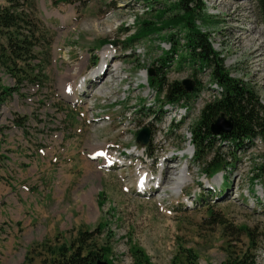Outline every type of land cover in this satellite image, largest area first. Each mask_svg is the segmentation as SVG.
<instances>
[{
  "label": "rangeland",
  "instance_id": "374dc122",
  "mask_svg": "<svg viewBox=\"0 0 264 264\" xmlns=\"http://www.w3.org/2000/svg\"><path fill=\"white\" fill-rule=\"evenodd\" d=\"M31 1L47 52L39 81L15 87L0 69V83L15 88L0 105V264H46L84 232L93 234L87 245L108 264H188L187 251L197 257L195 264H221L228 252L249 247L251 231L264 254V200L248 207L249 198L264 199V144L256 139L244 150L216 135L213 147L195 159L190 133L215 97L211 67L205 75L197 64L180 62L181 30L178 60L162 72L168 82L195 79L197 101L172 106L156 94L146 110V101L132 106L127 94L114 112L90 118L91 105L100 108L106 97L127 88L126 74L165 57L166 37L178 28L129 42L143 20L155 22V9L167 6L165 0ZM203 2L207 18L198 20L199 29L209 34L229 76L249 85L264 106V24L254 1ZM105 50L108 73L90 77ZM76 65L82 67L76 68L73 90L66 88L67 98L58 80L74 76ZM143 128L150 132L147 145L135 140ZM106 151L120 164L104 165L99 156ZM215 157L227 165L210 178L205 162ZM122 163L126 170L119 169ZM138 165L145 166L147 179L158 175L157 183L152 178L140 187ZM171 166L187 167L190 177L177 194L167 190L165 168ZM209 208L240 236L207 224Z\"/></svg>",
  "mask_w": 264,
  "mask_h": 264
},
{
  "label": "trees",
  "instance_id": "16d2710c",
  "mask_svg": "<svg viewBox=\"0 0 264 264\" xmlns=\"http://www.w3.org/2000/svg\"><path fill=\"white\" fill-rule=\"evenodd\" d=\"M142 1L158 2L157 0ZM253 1L264 24V0ZM165 2L167 6L155 9V22L143 20L129 42L158 34L168 28L179 29L178 33L166 37L170 48L165 57L160 59V67L156 69V72H160V76L155 73V77L148 78L149 84L155 86L159 94L164 92L165 103L170 105L183 104L194 99L198 90L194 87L192 93H187L181 81L168 82L165 73L162 72L173 65L172 59L178 51L177 37L181 34L180 30L183 33L180 40L184 42L182 46L185 50L180 62L197 64V72L206 71V68L211 67L210 78L222 91L220 98L203 107L198 122L191 130L190 145L193 147L195 159L199 160L204 150L213 147L212 143L216 135L211 133L210 126L221 114L232 119V128L230 132L222 133L218 138L233 142L236 147L244 150L253 146L256 139L264 144V106L258 95L243 81H237L229 76L223 59L209 41V34L198 27V20L205 21L207 18L203 0H165ZM39 21L34 14L31 0H0V69L7 79L14 82L15 87L36 83L41 76L46 59L44 53L47 52ZM195 84L197 86V81ZM14 91V87L0 83V105L12 98ZM139 132L140 130L135 134V138ZM226 165L227 163H222L217 157L212 162H205V176L213 177ZM207 169L211 172L206 171ZM209 212L208 218H205L207 224L219 226L223 230L229 228V236L233 238L240 236L238 229L227 227V222L221 214L212 212L210 208ZM92 235V233H80L70 248H59L55 256L46 264H95L101 255L87 245ZM258 237L255 231L247 233L249 247L238 253L228 252L227 258L221 264H256ZM186 259L188 264H195L197 257L187 251Z\"/></svg>",
  "mask_w": 264,
  "mask_h": 264
},
{
  "label": "built area",
  "instance_id": "2783aa9c",
  "mask_svg": "<svg viewBox=\"0 0 264 264\" xmlns=\"http://www.w3.org/2000/svg\"><path fill=\"white\" fill-rule=\"evenodd\" d=\"M162 48H164V47H162ZM164 50L168 51L169 48H166V49L164 48ZM176 60H178V55L174 54L172 62H174V61L176 62ZM153 67L157 69L160 67V64L157 62L154 64ZM200 73H204L205 75H207V71H203ZM206 77H208V76H206ZM230 77H232V75H230ZM126 78H129L130 81L128 83L127 88H123L120 94L115 95V96L113 95V97L112 96L106 97L107 99L106 100L104 99L105 101L104 100L101 101V107L100 108H97L94 105H91L89 107L90 118L92 120H94V116H101L102 113L114 112L126 100L127 94H129L131 96V98L133 99L132 103H131L132 106H135L136 102H138V100H141V99L143 100L142 102L146 101L145 103L142 104V107H145L146 109H148L149 106L154 104V101H155L154 98L157 94V90L155 87L150 86L148 83L147 69L141 70L139 72V74H135L134 76H132L130 74H126L125 77H123V79H126ZM209 78H210V75H209ZM210 81H211V84H209V87H212V90H210V92L212 93V97H215L213 99V101H214V100L220 98V94H221L222 89L219 87V85L216 82L212 81L211 78H210ZM198 92L196 93V95L194 97L195 100L193 99L194 102L197 101V98H200L197 96L200 95L201 92L200 93H198ZM138 98H140V99H138ZM160 98H162L164 100V93L163 92L160 94ZM167 117H169V114L164 116V118H167ZM107 121H109V120H107ZM113 158H115V159L112 160V162H115L116 164H120L116 161L115 156H113ZM122 165H124V163H122ZM123 167L126 168L127 166L124 165L120 168L122 169ZM233 196H234V198L237 197V195L235 193L233 194ZM261 199L262 198H259V196L257 197L256 200L249 198L248 199V207L249 208H256L257 204H259L262 201ZM263 259H264V254H261L260 251H258L257 255H256V259H255L256 264H261V261Z\"/></svg>",
  "mask_w": 264,
  "mask_h": 264
},
{
  "label": "bare ground",
  "instance_id": "6f19581e",
  "mask_svg": "<svg viewBox=\"0 0 264 264\" xmlns=\"http://www.w3.org/2000/svg\"><path fill=\"white\" fill-rule=\"evenodd\" d=\"M109 56H110V53L105 50L102 53L101 64H100L99 68L95 72H93L90 77L94 76L95 78H101L104 74L108 73V71L106 69V65H107V62H108L107 60H108ZM77 67H80V69H81L82 65L74 66V68H73L74 76L70 75L68 77L67 76L59 77L57 86H58V90L61 92L62 96H64V97L68 96L67 95L68 92L66 91L67 90L66 88H69L70 92H71V90H73L72 84H73V81L75 78V71H76ZM84 84H85V81H84ZM67 98H69V97H67ZM97 150H99V148ZM132 153H134V152H132ZM182 154L183 155H181V156L183 157L185 154H184V152ZM169 156H171V157H169ZM169 156L168 157L170 160L175 158L172 155H169ZM168 157L165 158L166 161H167ZM114 159L115 158H113L111 156H107L106 154H103L104 163L111 162ZM126 165H130V163H127ZM173 168H175V169H173ZM122 169L126 170L125 167H123ZM135 170H136L135 175L137 176V181L139 182L140 187H142L143 185H148V183L150 182V180L152 178L154 179L158 176L157 175L156 177H151V178L147 179L146 175H145L146 172L144 171L145 166L143 167V166L138 165ZM119 171L121 172V170H119ZM165 172H166L167 178H169L168 175L170 174L169 176H170V181H171L170 182L171 184H170L169 188H167V190L173 194H177L179 191H181L186 186V184L190 181V177H189V175H187V167H185V168L184 167L179 168L177 166H171L170 168L166 167ZM171 173H172V175H171ZM157 179L159 180V177ZM154 180H155L154 183H157L156 179H154ZM220 181H221V177H216L213 180V182L216 184H219Z\"/></svg>",
  "mask_w": 264,
  "mask_h": 264
},
{
  "label": "water",
  "instance_id": "95a60500",
  "mask_svg": "<svg viewBox=\"0 0 264 264\" xmlns=\"http://www.w3.org/2000/svg\"><path fill=\"white\" fill-rule=\"evenodd\" d=\"M154 70L150 68L148 70L149 77L154 76ZM181 85L185 89L187 93H192L194 90V81L190 79H184L181 81ZM232 128V119L230 117H226L224 114H221L217 119L214 120V122L210 126L211 133L213 135H220L222 133H228L230 132ZM150 138V132L147 128L141 130L136 138V141L146 145L148 144ZM95 264H108L107 262L98 259Z\"/></svg>",
  "mask_w": 264,
  "mask_h": 264
}]
</instances>
